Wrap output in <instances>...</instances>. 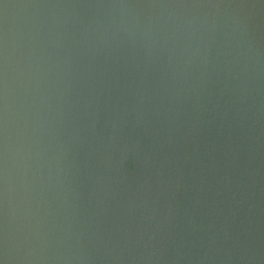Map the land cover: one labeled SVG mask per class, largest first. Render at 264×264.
<instances>
[{
	"label": "water",
	"instance_id": "obj_1",
	"mask_svg": "<svg viewBox=\"0 0 264 264\" xmlns=\"http://www.w3.org/2000/svg\"><path fill=\"white\" fill-rule=\"evenodd\" d=\"M0 264H264V0H0Z\"/></svg>",
	"mask_w": 264,
	"mask_h": 264
}]
</instances>
